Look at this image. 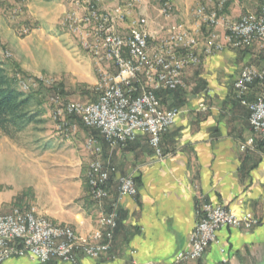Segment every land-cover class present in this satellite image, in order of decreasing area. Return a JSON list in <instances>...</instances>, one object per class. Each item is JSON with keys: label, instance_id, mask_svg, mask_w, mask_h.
Masks as SVG:
<instances>
[{"label": "crops", "instance_id": "1", "mask_svg": "<svg viewBox=\"0 0 264 264\" xmlns=\"http://www.w3.org/2000/svg\"><path fill=\"white\" fill-rule=\"evenodd\" d=\"M245 66L264 68L258 42L203 56L200 65L184 72V88L158 93L162 109H182L175 124L161 135V158L150 144V135L111 149L97 133L100 158L114 169L107 186L109 197L99 205L77 202L79 197L69 199L60 206L59 215L49 212L50 216L56 224L89 235L99 225L106 228L100 220L98 225L97 218L118 201L119 176H133L138 192L119 201L110 251L97 259L79 256L76 264H175L177 253L188 245L203 203L225 206L237 215L252 213L261 225L249 231L223 228L203 259L181 264H264V140L253 133L249 110L234 91ZM262 89L264 85H254L250 99ZM251 137L254 146L242 150ZM3 264L38 263L13 256ZM47 264L72 263L52 258Z\"/></svg>", "mask_w": 264, "mask_h": 264}, {"label": "built area", "instance_id": "2", "mask_svg": "<svg viewBox=\"0 0 264 264\" xmlns=\"http://www.w3.org/2000/svg\"><path fill=\"white\" fill-rule=\"evenodd\" d=\"M100 1L103 0L88 6L86 14L69 23L75 24L74 34H81L86 47H91L90 55L99 63L111 65L115 72L101 73L96 101L86 104L67 102L62 105L68 108V114L79 116L85 127L97 129L111 149L125 147L139 135L147 134L150 135L151 146L161 158V135L175 124L181 110L162 109L157 94L184 88V70L200 65L203 56L222 52L226 47L243 49L258 42L264 55V6L257 14L247 13L238 21H229L221 16L229 2L218 4L216 0L213 8L205 5L207 14L200 28L193 33H183L179 24L168 30L166 36L153 47L152 42L156 38L148 30V18L144 15L136 17L134 10L137 0H123L130 2L129 10H121V5L100 10ZM171 10L169 3L163 4V15L168 17ZM247 19H254V26H247ZM123 25L126 31L122 30ZM203 25H206L209 34L201 40L199 35ZM218 28L225 31L224 42H217ZM254 85H264V69L245 66L234 82V91L249 110L253 133L264 140V91L251 100ZM56 101L59 102L60 98L57 97ZM201 108L204 109V105ZM254 142V137L247 139L241 149L252 148ZM87 147H93L96 153L101 152L95 139H90ZM113 172L114 169L101 160L91 165L90 194L98 203L109 197L107 186ZM137 192L133 176L118 178V201L106 214V228L100 229L95 238L96 247L68 245L64 231L48 229L36 213H0V264L13 256H26L38 264H47L52 258L76 264L82 255L97 259L107 254L117 226L119 201L125 197H135ZM197 214L198 222L188 245L177 253L175 264L203 259L207 249L216 243L218 231L223 228L249 231L261 225L252 213L237 215L222 205L203 203ZM130 264L154 263L133 261Z\"/></svg>", "mask_w": 264, "mask_h": 264}, {"label": "rangeland", "instance_id": "3", "mask_svg": "<svg viewBox=\"0 0 264 264\" xmlns=\"http://www.w3.org/2000/svg\"><path fill=\"white\" fill-rule=\"evenodd\" d=\"M226 2L228 6L221 16L229 21H238L247 13L257 14L264 6V0ZM96 3L98 0H0V66L20 91L35 97L31 110L38 113L34 123L16 141L0 132L1 214L16 208H32L54 225L73 230L56 224L49 212L59 215L60 206L76 197L77 202L83 199L86 203L101 204L90 194L91 165L96 160L103 162L102 145L96 139L100 132L85 127L79 116L68 114L63 106L67 102L96 101L101 73L115 72L108 63L97 62L83 48L79 36L70 31L69 21L81 18L88 6ZM164 3L172 7L168 17L162 14ZM202 4L213 8L216 0H137L134 11L136 17L148 18V30L156 38L152 42L154 47L168 30L179 24L180 28L194 30L198 24L195 12ZM119 5H124L123 0H103L98 8L112 9ZM122 30L126 31L125 25ZM216 32L219 41H224V29L218 28ZM208 34L203 25L200 39L204 40ZM90 139L97 140L100 153L87 147ZM4 209L9 212H2ZM101 216L106 217L101 214L98 225ZM94 231L89 235L74 232L80 239L89 236L82 239L88 242Z\"/></svg>", "mask_w": 264, "mask_h": 264}, {"label": "trees", "instance_id": "4", "mask_svg": "<svg viewBox=\"0 0 264 264\" xmlns=\"http://www.w3.org/2000/svg\"><path fill=\"white\" fill-rule=\"evenodd\" d=\"M228 6V5H227ZM35 97L26 95L7 77L0 66V132L16 141L32 123L38 113H33L31 104Z\"/></svg>", "mask_w": 264, "mask_h": 264}, {"label": "bare ground", "instance_id": "5", "mask_svg": "<svg viewBox=\"0 0 264 264\" xmlns=\"http://www.w3.org/2000/svg\"><path fill=\"white\" fill-rule=\"evenodd\" d=\"M217 1H218V4H225V0H217ZM129 9H130V2H124V5H121V10H129ZM206 14H207V7H205V5H200L196 9L195 16L198 19L197 28H200L201 24L203 23V18L206 17ZM247 26H254V19H247ZM197 28H195V29H197ZM195 29L190 31L189 29L180 28V31L183 33H193L195 31ZM70 31H72L74 33V25H70ZM77 36H79V38L81 39V34H77ZM81 44H82L83 48H85L86 50H88L91 53V47H86V44L83 43L82 39H81ZM64 111H66L68 113V108L65 106H64ZM88 148L90 150H93V147H88ZM90 178H91V173H90ZM91 180H92V178H91ZM91 189H92V184H91ZM95 200H97V199H95ZM15 211H25V214L36 213L35 209H32V208L31 209L16 208V209L12 210L11 212H15ZM36 215L39 218H41V221L44 222V224L46 225V227H48V229L64 231V233L68 237V245H79V246H83V247H96V239L95 238L98 237L99 233L94 235V237L92 239H90V241L86 242V241L81 240L76 235V233L73 230H71L70 228L56 226L52 222H50L49 220L45 219V217H43V216L41 217L37 213H36ZM100 224L106 226V217L101 216Z\"/></svg>", "mask_w": 264, "mask_h": 264}]
</instances>
